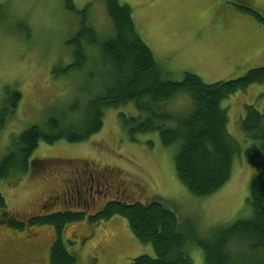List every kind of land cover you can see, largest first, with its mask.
Instances as JSON below:
<instances>
[{"label":"rangeland","instance_id":"374dc122","mask_svg":"<svg viewBox=\"0 0 264 264\" xmlns=\"http://www.w3.org/2000/svg\"><path fill=\"white\" fill-rule=\"evenodd\" d=\"M81 11L90 4L87 23L99 39L113 34L111 20L100 0H71ZM131 8L135 26L151 50L166 78L181 81L185 73L204 83L236 79L251 68L264 66V26L248 6L264 17V0H118ZM79 28V16L66 9L65 0H0V110L13 106L9 96L20 93L14 113L0 128V159L18 136L32 126H41L50 116L67 112V107L102 92L100 82L108 67L101 65L97 46H87V64L81 71L55 77L73 58L67 41ZM244 68L242 65L250 63ZM8 100V101H7ZM7 101V102H6ZM264 108V84L249 86L221 102L227 115V130L239 144L230 179L216 193L195 197L176 178L173 147H163L157 132L127 139L118 112H135L133 104L108 108L102 129L80 143L39 141L27 172L0 180L6 213L25 221L33 215L73 210L94 214L105 203H149L159 200L171 210L179 228L210 237L223 225L250 216L246 200L248 186L264 164V153L253 159L243 151L251 145L239 128L245 107ZM166 112L182 116L192 108L182 94L163 105ZM69 118L71 116H68ZM68 121V120H67ZM83 173L110 187L88 200V207L63 204L69 179ZM100 186H98L99 188ZM97 189V186L95 187ZM115 189L120 193H117ZM79 193L87 195L80 186ZM72 194H74L72 192ZM85 197V196H84ZM67 198V197H66ZM55 230L50 225L11 227L0 222V264H49L48 253ZM66 249L78 264H128L137 256L154 257L150 244L138 242L127 221L114 216L98 224L89 218L66 226L61 236ZM12 250H17L12 254ZM194 264H203L200 248L190 245Z\"/></svg>","mask_w":264,"mask_h":264},{"label":"trees","instance_id":"16d2710c","mask_svg":"<svg viewBox=\"0 0 264 264\" xmlns=\"http://www.w3.org/2000/svg\"><path fill=\"white\" fill-rule=\"evenodd\" d=\"M100 1L113 28V34L104 39H99L87 23L90 4L78 11L71 0H65L66 9L79 16V28L66 43L72 52V62L62 69L54 68L53 74L58 77L81 71L88 61L86 47L97 46L101 65L109 68L100 79L102 92L88 99L83 107L74 101L67 112L50 116L41 126H32L21 133L12 149L0 159V180L25 174L39 141L46 144L86 141L102 129L108 108L133 104L135 112H118L127 139L134 142L137 135L157 132L163 147H173L175 176L187 191L195 197L216 193L230 179L234 157L241 153L239 144L228 133L227 115L221 102L251 85L264 84V66L251 68L239 78L211 84L191 73H185L181 81H172L166 78L140 37L131 8L118 0ZM238 9L249 12L264 26V17L256 11L248 6ZM182 94L191 99V110L182 116L166 112L163 105ZM20 98V93L13 92L9 101L13 100L15 106ZM6 106L0 110V128L14 113L12 105L9 112ZM239 128L251 142L243 151L244 156L253 159L260 151L264 153V108L246 106ZM246 202L251 209L249 217L218 227L207 238L191 229L179 228L175 214L159 200L145 204L114 200L91 216L86 211L68 210L31 217L27 223L54 228L49 264H78L76 255L66 249L61 238L66 226L86 217L98 224L114 216L124 218L134 238L150 244L154 252V257L137 256L128 264H194L188 254L190 245L201 249L203 264H264V164L248 186ZM5 208L0 191V210ZM0 222L13 228L23 225L20 219L6 213Z\"/></svg>","mask_w":264,"mask_h":264},{"label":"flooded vegetation","instance_id":"af4514ba","mask_svg":"<svg viewBox=\"0 0 264 264\" xmlns=\"http://www.w3.org/2000/svg\"><path fill=\"white\" fill-rule=\"evenodd\" d=\"M80 186L83 187V190L87 193V195H82V194L79 193ZM96 186H97V189H95ZM98 186H100V187L98 188ZM106 187H110V186L107 185V183L101 182L97 178L95 179V177L92 174L83 173L82 175L73 176L72 178L69 179V184L65 187V189L68 192H65V199H63L62 202H63L64 205H69L67 207H71V206H74V207L78 206L79 207L80 204H82L83 207L86 208V207H88V200L91 199V201L94 203V199L92 198V196L94 194L100 193V190H103ZM115 191L117 193H120V190L117 191L115 189ZM72 192L74 194H72ZM109 202H111V201H109ZM109 202H107V203H109ZM107 203H105L95 213H97L100 210H102ZM63 211H68V210L66 209V210H63ZM94 214H88V215L91 216V215H94ZM35 216H38V215L36 214V215L31 216V217H35ZM31 217H28V219H26L24 222L22 221L23 224H25V222H28L29 218H31ZM16 251L12 250L11 253L14 254V253H16ZM12 264H14V263H12Z\"/></svg>","mask_w":264,"mask_h":264},{"label":"crops","instance_id":"0c3cea01","mask_svg":"<svg viewBox=\"0 0 264 264\" xmlns=\"http://www.w3.org/2000/svg\"><path fill=\"white\" fill-rule=\"evenodd\" d=\"M258 64H260V63H254V62H252V63H250V64H248V65H242L244 68H246L247 66H249V65H258ZM259 67H262V66H259Z\"/></svg>","mask_w":264,"mask_h":264}]
</instances>
